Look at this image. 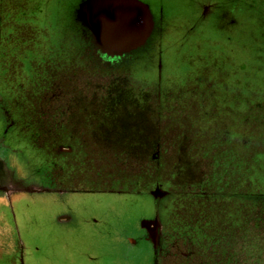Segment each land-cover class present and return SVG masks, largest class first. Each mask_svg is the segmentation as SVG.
<instances>
[{
  "label": "rangeland",
  "instance_id": "1",
  "mask_svg": "<svg viewBox=\"0 0 264 264\" xmlns=\"http://www.w3.org/2000/svg\"><path fill=\"white\" fill-rule=\"evenodd\" d=\"M86 1L0 0V112L5 117L4 97H19L14 99L13 113L23 101L22 120L34 126L38 111L42 120L48 79L72 68L84 84L78 86L77 81L78 97L116 99V109L109 108L112 116L105 124L110 133L102 135L107 137L101 148L109 159L108 190L139 192L149 183L161 185L168 192L165 206L172 207L163 232L178 245L191 246L198 264H227L225 242L232 249L241 248L239 238L254 210L228 204L224 211L233 218L241 215L243 222L222 235L217 231L222 209L215 194H228V200L236 194L259 196L264 183V0H149L162 5L153 8L161 11L163 19L145 51L110 58L91 44V50L84 49L90 40L75 10ZM71 50L73 61L66 58ZM145 79L151 80V89ZM162 89L172 94V103L157 102L156 97L168 98ZM47 104L51 115L52 106ZM95 107L93 103V112ZM16 129L6 142L0 138V147L11 154L10 164L14 159L18 166L22 164L21 175L29 183L52 191V133ZM0 130L7 133L1 124ZM210 134L228 139L217 161L227 170L215 169L208 179L202 173H208V160L213 164L215 159L201 139ZM121 144L131 146L129 151L118 149L123 157L116 156ZM32 145L44 152L46 166L33 165L39 164L38 154L26 153L28 147L35 150ZM149 151L153 161L147 160L152 169L146 177L138 168ZM97 166L92 164L93 174ZM242 173L247 180L240 186ZM226 176L233 179L231 184ZM92 181L99 183V175L94 174ZM86 192V196L69 198L31 195L27 204L20 199L23 210L16 216L17 224L10 229L11 224L0 222V264L16 263L17 258L9 260V252L21 238L26 243V264H153L148 255L133 260V247L121 255L116 244L118 228L131 230L137 225L138 198H118L116 192L107 191L99 196L91 194L94 189ZM58 216L66 223H59ZM182 232L190 233L192 245ZM260 247L264 253V243ZM162 258L156 264H183L179 257Z\"/></svg>",
  "mask_w": 264,
  "mask_h": 264
},
{
  "label": "flooded vegetation",
  "instance_id": "2",
  "mask_svg": "<svg viewBox=\"0 0 264 264\" xmlns=\"http://www.w3.org/2000/svg\"><path fill=\"white\" fill-rule=\"evenodd\" d=\"M87 5L88 0L78 5L75 10V17H77L79 23L84 26L86 33L90 34L88 31L89 19L86 15ZM92 46L108 58H110L111 55L116 56L102 50L97 45ZM84 49L87 51L89 49L91 50L90 44L84 47ZM73 52L74 51L71 50L70 55L66 58L73 61L74 59L70 58ZM69 60H67V62L71 63ZM99 65H104L110 70L113 69L102 61H99ZM57 74L58 75L54 78L48 79L47 81L48 89L46 92L48 95L45 101H43V108H41L42 120H40V112L38 111L37 122L34 126L30 125L29 122L27 125L24 124L22 120L23 108H25L23 101H20V110L13 113L14 106L17 104L14 99H19V97H4L5 101L1 100L4 101V103L6 102L7 106L5 117L0 112V124L4 126V130L7 133L4 134L1 132L3 130H0V138L6 142L9 133H12L14 128L20 129H16L19 133L30 132V128H32L31 130L38 128L39 132L43 133V135L52 133L54 145L51 155L53 157L52 164L55 166L52 191L45 190V188L37 186L36 182L29 183L26 177L21 175L23 168L22 164V167L20 165L18 166L17 164L20 163L16 162L15 159L13 163L10 164L9 160H11V154L0 147V222L2 226H4V223H8L11 224L9 226L11 229L13 223L17 224L18 221L16 220V216L20 212L22 213L23 210V202L19 200L24 199L27 204L31 195L52 194L60 198H69V196L81 197L89 193L86 192L88 189H94L95 193L91 194H97L99 196H102L103 191L116 192L118 198L119 196L133 195V197L138 196L141 198V213L136 217V227L131 230L125 229L124 231L128 230L127 232H124L122 228L117 229L116 244L120 249L121 255L126 256L125 254H128L129 248L133 247L130 251H136V253L132 255L133 260H135L134 257L136 256L148 255L153 259L152 263L156 264L159 258L169 256L171 259L177 257L181 258L183 264H198L197 254L193 250L189 251L190 248H192L191 246L178 245L171 235L163 232L164 223H166L172 207L165 206L168 199V192L165 191L161 185H152L149 183L147 188L138 193L136 191H118L117 189L116 191H110L108 187H106V178L109 174L107 168L109 159L108 156L104 155L101 148L107 141V137H103L102 135L110 133V127L105 124H107L108 119L112 116L109 108L116 109L115 97H78L79 94H75L77 81L78 86L84 87V84L81 80H77L75 77L76 74L72 72V68L68 67V69H61ZM156 98L157 102L159 100L162 103L166 101L164 97L165 100L162 99V97ZM47 103L52 106L51 115L45 108V106H48ZM93 103L96 104L95 112H93L92 108ZM0 109H2L1 105ZM26 110L29 114L28 107ZM97 118L100 119L94 123ZM102 121H104V123ZM99 122L100 124L98 125L97 123ZM227 137H229V133ZM223 140L224 139L219 137L215 139L211 137L210 134L209 136L202 137L201 142L203 145L209 146L207 148L209 152V150L222 149ZM197 144L199 146L202 145L200 143ZM27 145L28 144H25L23 146ZM158 146L159 142L158 145L155 143V148ZM32 147L34 146L32 145ZM118 149H121V151H129L131 150V146L125 148L123 145L122 147L116 148V156L123 157V154L121 151H118ZM150 149H153V146H151ZM29 151H34L38 154L36 159L39 164L33 165L37 167L47 165L45 161L46 155H44L43 151L37 150L36 148L35 150L33 148L30 150L28 147L26 153ZM214 159L212 173L207 177L208 179L214 175L219 156H214ZM114 161H116L115 157ZM150 161H153L152 156L150 157ZM208 161L212 163L210 160ZM93 163L98 165L96 171L94 170V174L99 175V183H93L92 181V176L94 174L91 166ZM33 165H31L30 168L25 167V169L29 168L34 172ZM112 172L114 174L116 168L115 171L112 170ZM202 175L204 174L202 173ZM240 176L242 179L241 183L238 185L241 186L242 182L247 180V176L243 173ZM226 177L228 178V183L231 184L233 179L228 176ZM75 179L79 181L76 184L74 182ZM39 189L42 191L40 192ZM37 191H39V193H37ZM211 197L214 196L211 195ZM215 197L218 201V198L221 196L216 192ZM257 197L261 200H258L255 206L247 203L240 204L244 208L251 206L254 210L251 213H253L254 216H247L246 218L247 224L244 227L242 236L239 238L241 241L240 253L233 250L231 245L227 246L225 242L224 249L228 256L227 264H264V253L260 247L261 244L264 243V194ZM161 199L162 201H159ZM16 200L19 202L15 206ZM56 220L59 223H66L63 217L58 216ZM242 222L243 217L239 215L234 218L233 224L238 225ZM233 224H226L225 226L221 224L217 227V231L223 235L224 232L231 230ZM5 227H7V225H5ZM174 228L178 227L175 226ZM207 229L208 227H203V230ZM182 234L189 241V244L192 245L193 242L189 235L190 233L182 232ZM11 238L12 237H10V239ZM25 244V240L22 238L19 239V242L12 243L14 248L9 252V260L11 258H17L15 264H26L27 260L24 256L26 251ZM136 248L138 249L136 250ZM183 248L185 253L182 250ZM177 251L178 253H176ZM238 256L242 257L239 261L236 259ZM126 259H130V256ZM171 261L172 260H170V262Z\"/></svg>",
  "mask_w": 264,
  "mask_h": 264
},
{
  "label": "water",
  "instance_id": "3",
  "mask_svg": "<svg viewBox=\"0 0 264 264\" xmlns=\"http://www.w3.org/2000/svg\"><path fill=\"white\" fill-rule=\"evenodd\" d=\"M86 15L96 44L113 54L139 48L154 28L149 8L139 0H88Z\"/></svg>",
  "mask_w": 264,
  "mask_h": 264
},
{
  "label": "trees",
  "instance_id": "4",
  "mask_svg": "<svg viewBox=\"0 0 264 264\" xmlns=\"http://www.w3.org/2000/svg\"><path fill=\"white\" fill-rule=\"evenodd\" d=\"M89 44H92V42H90ZM93 45V44H92ZM151 80H149V79H145V84L147 83L148 84V82H150ZM151 84V83H150ZM156 90V89H155ZM157 92V91H156ZM155 94V97H156V93H154ZM197 136H198V134H197ZM228 139H229V137H228ZM228 139L227 140H223L222 141V145L224 146V144H226L227 142H228ZM159 142V141H158ZM152 150V149H151ZM150 152L151 151H149V152H146L145 154H144V157H145V160H143L142 161V163H141V165H140V168H138V170L144 175V176H146V177H148V174L151 172V164L150 163H148L147 162V160H150ZM221 153H222V149H220V148H218V150H209V152H208V154L210 155V156H220L221 155ZM212 168H213V165H212V163H211V165H210V167L208 168V173L207 174H204L205 175V177H208L211 173H212ZM216 169L217 170H220V171H222V170H227V168H220L219 166H218V164L216 165ZM159 172V171H158ZM145 183H149V182H145ZM151 184V183H150ZM144 189V188H143ZM143 189L141 190V191H139V192H142L143 191ZM131 191H136V190H131ZM261 191H262V194H264V183H263V185H262V187H261ZM138 193V192H137ZM227 195L228 194H226V195H224V194H220L219 196H221V197H219L218 198V201H217V205H218V207L220 208V209H222V210H220L219 211V214H220V217H219V222H221V224H224V222H226V224H233L234 223V218H233V216L227 211V212H225L224 210V208H226V206L228 205V204H231L232 206H237V205H239V204H242V203H247V204H249V205H253V206H255V205H257V201L258 200H261L260 198H258L257 196H253V197H244V195H241V194H236L235 195V197L232 199V200H228L227 199ZM233 250H236V252L237 253H240V249L239 250H237L236 248L235 249H233ZM241 256H238V257H236V259H238V261L239 260H241Z\"/></svg>",
  "mask_w": 264,
  "mask_h": 264
},
{
  "label": "crops",
  "instance_id": "5",
  "mask_svg": "<svg viewBox=\"0 0 264 264\" xmlns=\"http://www.w3.org/2000/svg\"><path fill=\"white\" fill-rule=\"evenodd\" d=\"M139 1H141L143 4H145L148 8H149V11H150V13H151V15H152V21H153V25H154V28H153V31H152V33L151 34H149V36L147 37V39H146V41L145 42H143V43H141V45H140V47L139 48H137V49H140L142 52H144L145 51V48H146V46H147V44H148V41H149V39H150V37L153 35V33L155 32L156 33V31H157V28H158V23H160V25H161V23H162V13H161V11L158 9L157 11H155L154 10V8L153 7H158V6H162L161 4H156V3H151V2H149V0H146V1H143V0H139ZM207 5H211V4H207ZM159 14V15H158ZM88 31H89V29H88ZM87 35L89 36V38H90V42H92V44L93 45H97V46H99L98 44H96V42H95V40H94V38H93V36L91 35V33L89 34V33H87ZM102 50H104V51H106V52H108V53H111V54H113L112 52H109V51H107L106 49H104L103 47H101V46H99ZM137 49H135V50H137ZM135 50H133V51H135ZM130 52H132V51H130ZM130 52H128V53H130ZM128 53H116V54H114V55H117V56H121V55H125V54H128ZM152 61V60H151ZM152 65H153V68H154V62L152 61ZM170 84L171 83H167V82H165L163 85H165V86H167V87H169L170 86ZM145 86H148V87H150V89H151V84H147L146 83V85ZM172 86H173V84L171 85V88H172ZM152 87H153V85H152ZM154 88V87H153ZM155 89V88H154ZM162 93L166 96V97H168L167 99H166V101L167 102H169V103H172V94L170 93V92H168L166 89L165 90H163L162 89ZM194 99H195V97H194ZM121 147L123 146L122 144L120 145ZM119 146V147H120ZM117 148V147H116ZM137 198H138V200H139V202H140V200H141V198L140 197H138L137 196Z\"/></svg>",
  "mask_w": 264,
  "mask_h": 264
}]
</instances>
